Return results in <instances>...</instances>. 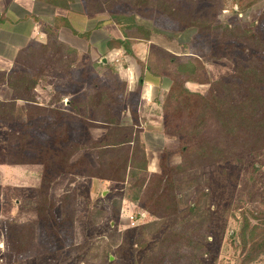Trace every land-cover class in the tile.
I'll list each match as a JSON object with an SVG mask.
<instances>
[{
	"label": "rangeland",
	"instance_id": "rangeland-1",
	"mask_svg": "<svg viewBox=\"0 0 264 264\" xmlns=\"http://www.w3.org/2000/svg\"><path fill=\"white\" fill-rule=\"evenodd\" d=\"M91 1L104 3L106 9L97 10L98 6L88 3L87 0L79 2L83 10L85 3L89 4V12H91H85L86 14L103 17L105 27L102 30L109 36L119 35V32L122 34L121 27L112 21L110 16L112 13L117 14L118 12L135 13L138 22L146 26L149 25V28L153 30L150 40L132 41V55L128 56V60L132 64L125 62L126 54L123 48L108 51L105 55L92 49L88 55L83 57L77 55V63L83 61L87 64L90 60L102 63L115 62L119 64H116L118 72H120L118 70L120 67L123 69L121 71L125 73L127 71L129 80L126 81L120 75L126 81L124 89H120L121 91L123 89V95H119L120 98L129 92L136 91L142 70L141 94L142 90L151 92L153 86L158 85V79L154 78L146 68H141V64L137 61L138 58L145 62L144 64L148 62L151 68L158 70L159 73L170 74L169 63L172 55L169 54H184L185 56L189 50L184 47V44H195L194 40L197 38L196 41L206 56V59L203 60L206 82H203L202 78L201 80H188L185 85L189 90L201 94L214 90L216 91L214 94L217 96L227 89L226 86L213 83L215 80H220L231 86L230 89L233 90L231 92L242 96L237 91L240 87L232 86V83L241 75L237 66H240L242 62H245L244 59L248 58L246 62L249 63H246V66L260 72V75L255 76L254 73H250L244 76V79H239L238 84L241 85V89L248 90L243 95L257 92L256 90L264 92V0H163L165 2L161 4L157 3L159 0ZM80 4L77 5L78 9H81ZM165 9L170 11L160 13ZM198 20L204 21L205 24L200 29L192 25ZM93 25L91 23L89 27ZM227 25H234L235 32L246 33L245 35L238 32L233 33ZM197 31L203 33L199 36ZM258 37L260 38L258 39ZM56 44L53 39L50 41L48 37L43 44L28 45L26 49L30 50V53L15 55L11 59L10 72L17 68L14 73H18L20 77L24 75V71L31 72L34 76L39 74L40 77H43L42 83H39L42 90L36 91L38 89L36 87L35 91L31 93L37 98L34 97L35 103H27L26 100L32 97L29 90L24 88L25 92L23 93V89H21L22 98L18 103L25 106L28 116L33 112L39 113L35 115L38 116L37 118L50 116L47 111L49 109L42 110L39 105L49 106L56 103V100L52 98L55 94L52 81H56L55 78L64 79L66 72L59 71V68L68 58L74 59L73 56L65 54L64 47ZM249 53L252 57L247 56ZM209 56L213 58L208 59ZM104 58L105 62H103ZM83 65H77L79 66L77 72H73L79 73L77 76L71 77L70 72L66 73L68 88L76 87L80 80L88 81L82 76ZM19 68L24 70H19ZM2 74L0 72V84L5 83L8 86L7 82L2 81ZM102 78L101 83L105 84L107 80ZM163 79L164 81L160 82L157 88L155 99L157 103H161L163 92L168 88L171 80L168 77H163ZM8 89L4 88L0 93L5 101H9L13 96L12 88L9 86ZM55 96H59L58 99L61 98L60 106L66 104L70 99L64 92ZM260 108L259 113L264 115V103L260 105ZM139 109L140 104H138L134 117L128 112L122 114V122L126 126L132 122L136 123L134 128L138 131L140 141L143 144L145 141L149 145L150 159L154 165L149 171V175L153 182L162 172L159 160L161 153L166 150L165 167L167 171L164 173L170 175L169 179L171 178L174 186L170 193L166 192L161 196L159 193L162 191V186L159 185V182L158 184L153 183L151 188L149 187L145 191L144 199L141 202L149 210H143V205L141 206L138 201L123 198L125 183L118 181L103 183L104 181L97 178L84 175L87 171H81L80 161L78 164L73 163L72 171L77 174L76 181L68 175H58L57 182L50 189L55 198L64 200V210L70 218L73 215L74 225L72 230L69 228V240L64 241L67 247V249L64 248V251L44 246L38 238L35 224L31 223L38 216L36 203L40 189L37 187L39 180L38 178L36 180L32 173L34 169L29 170L28 167L26 172H22L19 170L25 166H10L6 163V145L9 141L11 143L7 132L12 133L7 130L6 124L12 126L11 128H18V130L29 125L26 116H24L26 111L22 117L8 112V115L12 117L10 122L6 124L0 122V263L2 261V264L234 263L239 255V250L235 247L239 243V239L231 234L239 229L244 215L251 218V214L259 216L258 214L264 210V146L258 148L255 145L258 144L253 140L257 135V130L242 125L240 135L244 134L245 136L242 143L234 147H222L224 150L232 149L214 157L210 144L213 146L217 144L220 147V143L226 140L219 137L216 122L209 129H205L203 134L196 136L194 147L187 152H180L179 136L164 131L162 117L160 116V120L153 115L143 118L139 114ZM41 110L42 112H40ZM197 111L199 110L195 104L192 106L190 114L187 111L183 113L179 124L185 130H189L190 126L196 123V121L192 123L194 119L192 114L196 115ZM56 115L55 118H58ZM96 125L88 129L93 137H98L106 131L105 128ZM75 132L77 136L74 135V138H82L79 129ZM161 133H164L165 139L162 141L165 143V147L155 153L153 148L160 146V141L153 136L163 135ZM250 135H253V139ZM4 143L5 145H3ZM200 146H205L208 151L205 156L196 155V150ZM10 147H12L10 148L12 151L17 150L15 144H11ZM64 152L58 153L61 156H59L60 159L55 160L56 162H64L65 156L62 157ZM15 154L17 156V153ZM81 154L82 150H78L72 155L70 161L75 162L81 157ZM18 155L22 157V155ZM178 163L183 167L182 169H174ZM194 165L199 168L195 174H193L194 171L191 172ZM88 169L90 171V167ZM58 172H61L60 169H55L52 174ZM191 178H197L194 179L196 182L190 186L186 185ZM65 193L66 198L60 197ZM174 194L180 195L181 202L185 200L186 204L196 200L201 205V210L197 214H200L201 220L205 216V220H207L201 221L199 227L193 219H188L189 212L186 205L179 206L173 198ZM176 206L178 209L175 212ZM151 210H154V214L150 213ZM170 212L172 214L167 215ZM202 213L203 215H201ZM160 218L162 223L157 231L153 232L154 227L150 226L152 234L147 237L148 239L139 238L142 225ZM252 222H258V220L253 218ZM195 227V230L185 236L187 230ZM173 230L180 231L179 235ZM167 232L171 233L165 239ZM181 236L191 240L190 243L187 240L189 247H178L182 255L180 257L173 256L174 249L179 242L186 241ZM141 240H146V243L143 245ZM107 256L108 258H106ZM252 264H264V255L259 256Z\"/></svg>",
	"mask_w": 264,
	"mask_h": 264
},
{
	"label": "trees",
	"instance_id": "trees-1",
	"mask_svg": "<svg viewBox=\"0 0 264 264\" xmlns=\"http://www.w3.org/2000/svg\"><path fill=\"white\" fill-rule=\"evenodd\" d=\"M141 2V0H136ZM88 3L97 5V10H105L104 3L100 4L98 1L87 0ZM165 2L159 0L157 3L161 4ZM85 12H89V4L85 3ZM165 7V6H164ZM160 11V13H165ZM111 20L118 24L122 29V38H110L106 41V45L109 49L112 48H123L126 55H132L131 44L132 41H148L151 39L153 30L141 22H138L135 13H112ZM193 26L200 29L204 24V21L198 20L192 23ZM238 26V25H237ZM217 28V26H215ZM228 28L233 33H237L234 25H227ZM199 32V36L202 31ZM50 41L56 42L57 46H62L65 48V54L73 56L74 59L68 58L63 62L59 71L70 72V76H77V65H83V78L88 81L80 80L76 87L68 88V79L65 73L64 79L55 78L56 81H52V86L54 90V98L56 103L53 105L45 106L43 104L39 105L42 110L49 109L50 116L46 118H37L35 115L39 113H34L28 116V110L25 106L20 105L18 101L22 98L20 95L21 89L24 88L29 90L31 99L26 100L27 103H35L34 97L31 93L35 91L37 85L42 82V78L39 74L33 75L31 72H25L22 77L18 73H14L16 69L10 72H2V81H6L8 86L13 90V96L9 101L0 99V122L9 123L10 117L8 112L12 114H17V116H23L24 112L27 121L29 122V127L22 128H11L7 126L8 131H12L8 135L11 143L6 145V162L9 164H39L41 165V183L39 185L38 201L36 203L37 218L33 219L31 222L35 224V230L38 232L39 240L48 246L56 250H63L66 247L64 241L69 238L68 232L69 228L73 229L74 220L73 215L70 218L69 214L65 212L64 200L55 198L52 195L50 189L52 185L57 182L58 175H68L72 180L77 179V174L72 171V165L81 162V171H87L84 175L89 177L97 178L101 181H118L125 183V192L123 198L138 201L141 206V202L144 199L145 191L153 183L159 182L161 185V192L159 193L163 196L164 193L169 192L174 186L171 178L169 179V174L164 173L167 171L165 167V155L166 150L160 155V167L162 172L157 175V180L153 182L150 179L148 170V158L147 152L145 150L144 144L140 141L138 131L134 128V122L124 125L122 122V114L129 113L134 117L136 109H138V104L140 102L142 79H143V68L150 71L154 78L160 79L161 82L164 81L163 77H168L170 84L168 88L163 92L161 100V117L163 128L166 133H175L179 136V150L180 152H187L190 148L194 147L196 136L203 134L205 129H209L213 124L218 125L219 137H223L226 140L220 143V147L215 144L214 146L210 144L212 155L217 156L219 154L226 153L232 148L224 150L222 147L235 146L242 143L244 139V134L240 135L242 131V125H246L249 129L257 130V135L253 139V135L250 137L254 140L256 147L264 146V115L259 113L260 105L264 103V92L263 90H256L257 92H251L248 95H243L247 91L241 89L239 85V79L244 76L254 73L255 76H259L260 72L252 70L246 66L248 58H245L240 66H237V70L241 75L237 77L236 81L232 83V86H236L237 91L241 93L242 96L231 92V86L223 83V81L215 80L213 83L219 84L221 86H226L227 89L223 90L217 96L214 94V90L207 91L205 94L199 92H193L188 89L185 85L188 80H201L206 82L205 70L203 65V60L206 59L205 53L200 45L195 39V44H184V47L189 50L185 56L184 54L177 55L170 53V74L159 73L158 70L151 68V65L146 62L141 61L138 58V62L141 64V74L138 80V87L136 91L129 92L125 94L123 98L119 95H123L124 86H126V81L120 77L119 72L116 70V66L111 63H102L99 61H89L85 64L77 63L78 56H81L75 49L68 47L66 44L58 40L57 34L54 31H49ZM245 35V33H240ZM255 33V32H254ZM257 35V34H256ZM260 37H258L259 39ZM259 42L257 40H254ZM262 41V39H260ZM204 45V44H203ZM208 47L207 44H205ZM32 50V49H31ZM30 53L27 50L24 54ZM78 55V56H77ZM248 57L252 55L247 54ZM76 57V58H75ZM82 57V56H81ZM209 56L208 59H212ZM19 70H24L19 68ZM6 73V74H4ZM105 84L102 82L103 78ZM53 78V77H52ZM261 79V78H256ZM121 88L122 91L120 90ZM61 90V91H60ZM63 90V91H62ZM64 92L65 95L69 96L66 104L60 106L59 96ZM37 99V98H36ZM24 100V99H22ZM198 107L196 115H194V123L190 126L189 130H185L179 124L182 115L185 111L189 114L191 113L192 106ZM20 105V106H19ZM200 107V109H199ZM51 108V109H50ZM42 110L40 112H42ZM125 111V112H124ZM55 114L58 118H55ZM36 117V118H35ZM5 120V121H4ZM63 121V122H62ZM62 122V123H61ZM96 126L105 128L106 131L99 135L98 137H93L88 131L89 127ZM12 125V124H11ZM49 125V128H48ZM81 125V126H80ZM79 129L81 137H75L76 132ZM14 130V131H13ZM246 135V134H245ZM77 136V135H76ZM221 139V138H220ZM11 144L17 146V150L12 151L10 148ZM207 145V143H205ZM225 145V146H224ZM78 150H82L81 157L75 162L70 161L72 155ZM64 152L62 154L65 160L62 163H58L55 160L60 159L59 152ZM17 153V156L16 154ZM208 153L205 146H200L196 150V155L202 157ZM18 154L22 155L20 157ZM211 155V152H210ZM55 166V167H52ZM90 167V171L88 169ZM182 169L181 165L176 164L174 169ZM60 169L61 172L53 173V170ZM199 168L197 166H192L191 172L195 174ZM54 178V179H53ZM53 179V180H52ZM194 179L191 178L186 184L188 186L193 185ZM76 181V180H75ZM163 182V183H162ZM154 187V186H153ZM152 187V188H153ZM158 194V196H159ZM66 193L60 197L66 198ZM151 196V195H150ZM174 199L179 206L186 205L189 212L188 219H193L201 226V221H206L205 217L201 220L200 214H197L201 210V205L198 202L191 201L186 204L185 200L181 202V196L174 194ZM160 197V196H159ZM179 201V202H178ZM143 210H149L148 207L142 206ZM175 207V212L177 210ZM150 212V211H149ZM98 213H101L98 211ZM151 214H154V210H151ZM103 214V213H102ZM172 212L167 215H171ZM203 215V213L201 214ZM208 215V213H206ZM259 216L251 214V218L248 215H244L240 227L237 231L231 234V236H236L239 239V243L235 245L236 249L239 250V255L235 259L233 264H252L259 256L264 255V210L258 214ZM69 216V217H68ZM137 217V216H136ZM255 218L258 222H252ZM162 223V219H155L147 222L145 225L140 227L141 233L139 238H146L152 234L150 231V226H153L152 230L157 231ZM20 224V223H18ZM178 229V228H177ZM187 230L185 236H188L189 232L195 230ZM179 235L178 230H173ZM168 233V232H167ZM171 233V232H170ZM170 233L165 234V239L170 236ZM175 235L174 233H172ZM181 238L186 239V241H180L179 244L174 249V255L180 257L182 254L179 252L178 247H189L191 240L187 237L181 236ZM69 240V239H68ZM72 240V238H71ZM188 240V242H187ZM143 245L146 240H141ZM234 243V242H233ZM200 247V243L198 244ZM67 249V247L65 248ZM198 247L196 248V250ZM187 256L189 254H186ZM108 258V256L106 257Z\"/></svg>",
	"mask_w": 264,
	"mask_h": 264
},
{
	"label": "crops",
	"instance_id": "crops-1",
	"mask_svg": "<svg viewBox=\"0 0 264 264\" xmlns=\"http://www.w3.org/2000/svg\"><path fill=\"white\" fill-rule=\"evenodd\" d=\"M79 1L80 0H0V72L9 71L13 56L24 54L27 51L26 48L28 45L31 46L33 43L35 45L37 43H45L46 39L49 37V31H54L57 34L58 40L68 47L75 49L82 57L90 54L91 49L100 54L104 53V55L107 54L108 51L119 50L120 48L109 49L106 45V41L110 38H122L121 32H119V35L112 34L109 36L102 30V28L105 27L103 17L86 14ZM79 4L81 9L77 8ZM91 23L94 25L89 27ZM128 56L130 55H125V62L132 64V62H129ZM106 63H111L114 66L117 64L108 61ZM118 70H120V75L123 76L126 81L129 80L127 71L126 73L121 71L123 70L121 67ZM157 81L158 85L153 86L151 92L142 90L139 102V114L143 118L148 117L147 115H153L155 118L161 119V103H157L155 100L157 88L161 82L160 79ZM40 85L41 84L37 85L38 89H36V91L42 90ZM8 87L9 86L5 83L0 84V93L4 88L6 90ZM0 99L4 100L2 96H0ZM153 122L155 121L153 120ZM161 134L163 135L155 136L153 134V137L160 141V146L153 148V152L155 151V153H158L165 147V143L162 141L165 139L164 133ZM143 142L147 152L148 170L151 171L154 166L150 159L151 149L145 141ZM3 145H5V143ZM7 164L10 166H25L22 170H19L22 172H26L28 167L29 170L34 169L32 173L36 180L38 178L39 182L37 187H39L41 183V165ZM3 170L5 171V169ZM103 183L110 182L104 181ZM2 262L0 264H2Z\"/></svg>",
	"mask_w": 264,
	"mask_h": 264
},
{
	"label": "water",
	"instance_id": "water-1",
	"mask_svg": "<svg viewBox=\"0 0 264 264\" xmlns=\"http://www.w3.org/2000/svg\"><path fill=\"white\" fill-rule=\"evenodd\" d=\"M106 60H105V58L103 59V62H105Z\"/></svg>",
	"mask_w": 264,
	"mask_h": 264
}]
</instances>
